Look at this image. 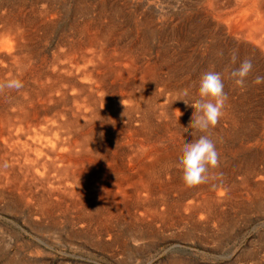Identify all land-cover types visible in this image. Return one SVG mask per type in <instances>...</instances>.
<instances>
[{
  "label": "bare ground",
  "instance_id": "obj_1",
  "mask_svg": "<svg viewBox=\"0 0 264 264\" xmlns=\"http://www.w3.org/2000/svg\"><path fill=\"white\" fill-rule=\"evenodd\" d=\"M99 1L139 14L132 41L122 45L114 27L91 22L88 1L78 0L81 21L68 23L72 31L64 37L70 40L59 38L63 63L55 62L53 72H26L30 53L40 47V32L46 37L59 14L67 18L76 9H66L65 0H19V6L0 9V81L18 78L24 85L0 93V201L7 198L8 211L22 209L49 227L71 220L104 241L119 239L117 228L127 229L134 242L153 236L157 224L168 232L177 224L213 227L225 205L240 208L235 199L243 189L249 203L244 208L259 207L264 84L254 80L264 76V0ZM156 35L163 37L158 51L146 58ZM245 59L253 69L241 88L225 70ZM207 71L221 75L228 96L210 138L230 149L229 159L210 170L207 183L187 188L178 161L192 135L194 109L177 99L185 89L190 102L198 99Z\"/></svg>",
  "mask_w": 264,
  "mask_h": 264
},
{
  "label": "rangeland",
  "instance_id": "obj_2",
  "mask_svg": "<svg viewBox=\"0 0 264 264\" xmlns=\"http://www.w3.org/2000/svg\"><path fill=\"white\" fill-rule=\"evenodd\" d=\"M18 1L19 0H0V9L1 7L7 9L9 6L12 7L13 4H18L19 6ZM72 1L65 0L66 9L70 11L74 8L76 9L75 12L71 11L70 17L66 18L64 14H59L61 17L53 24L54 27L49 35L46 37L43 36L46 40L42 37V33L40 32L41 39L39 43H41L39 46L41 48L39 47L35 54L30 53V61L26 65V72H53L56 67V65H54L55 62L59 60V63H63V61L57 57V53L61 49V46L58 44L59 38L68 36L72 31L69 29L68 23L75 24V22L81 21L79 10L82 8V5L80 3L78 4V0ZM85 1H88V3L86 2V9H88L87 18L91 20V22L108 26V30L110 31L111 29H115L114 31L116 34L121 35H119L118 39L121 44L123 43L122 45L132 41V39L130 40L131 36L129 32L135 28L133 22L140 19L138 13L133 12V9L127 6L121 5V3L118 6L114 1H106L107 3L105 2L103 4H100L99 0ZM101 5L103 8H100L102 7ZM115 8L116 13L113 11ZM29 10L30 9L26 7V11L29 12ZM121 11L123 12L121 13ZM99 13L101 17L98 19L97 14ZM108 16L110 19H108ZM129 16L130 20H128ZM159 37L162 36L158 35L157 37L156 35L154 43L149 42V50H151L149 53L151 57L146 56V58L152 59L155 57L158 51V47L156 46H158ZM67 39L70 40V38ZM152 44L154 45L151 46ZM46 49L48 51H46ZM40 56L42 59H40ZM122 63L125 66L127 65V62ZM15 72L22 71L15 70ZM201 135L206 134L197 132L195 136L191 135V137H189L190 140L185 141V143L193 142ZM215 144L219 152V165H224L223 161L225 158H228L227 156L230 153V149H226V145L223 143L220 145V143L216 142ZM225 152H228V154ZM251 154H254V151H252ZM235 166L236 169L239 167L238 164ZM181 173L182 171L179 172V174ZM241 174V171L236 170L235 175H237L238 178ZM241 193L242 196L239 195L238 198L235 199L240 200L238 201L241 204L240 208H232L229 205H225L223 207L224 212L220 223L218 224L215 222L213 227L207 225L206 222H201V224L197 225L196 229L185 226L184 224H177L168 232L157 224V232L156 229H144L145 233H149L151 230H153L154 233L152 234L153 236L144 235V237L138 238L140 242H134L131 237L133 233L127 231V229L117 228L113 231V234L118 235L119 239H115V237L114 240L113 238H110V240L107 237H103L106 240L104 241L98 236H95L92 231L88 232L84 228H81L82 224L72 225L71 220L63 222L62 219H59V222L55 226L49 227L47 223L40 221L36 216H30V214L24 212L22 209L18 210L16 213L8 211L9 209L7 206L10 201L6 198V200L0 201V208H2L0 209V264H173L174 262L180 264H264V201L259 207L246 210L244 207L249 204L246 200L247 191L243 189ZM189 199L190 198L184 201L185 204L191 202V199ZM226 204H229V202ZM181 214V216L184 217L183 215L188 214V212ZM72 217H75V215H72ZM231 217H233L234 220H231ZM61 222L63 223L61 224ZM56 228H58V230ZM73 231L76 232L74 233ZM7 233H10V235L8 236Z\"/></svg>",
  "mask_w": 264,
  "mask_h": 264
},
{
  "label": "clouds",
  "instance_id": "obj_3",
  "mask_svg": "<svg viewBox=\"0 0 264 264\" xmlns=\"http://www.w3.org/2000/svg\"><path fill=\"white\" fill-rule=\"evenodd\" d=\"M235 62V58H233L232 63L235 64ZM252 69L251 60L245 59L239 63L238 67L225 71L237 86L243 88ZM254 83L264 84V76H256ZM23 86L20 79L9 78L6 81H0V93L5 89L19 90ZM181 95L183 98L177 100H182L186 106L194 109L188 125V128L193 130L192 135H195L196 132L209 133V135H201L193 142L185 143L182 155L179 157L178 166L182 171L181 179L185 187L195 188L207 183L210 170L219 167V152L216 144L210 138V130L217 126L224 115L228 96L224 91L221 75L213 71L202 74L199 81L198 99L190 102L187 89ZM121 103L124 105L122 100ZM100 135L102 137L103 133L101 132Z\"/></svg>",
  "mask_w": 264,
  "mask_h": 264
}]
</instances>
